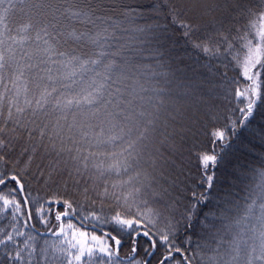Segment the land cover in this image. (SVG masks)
Returning <instances> with one entry per match:
<instances>
[{
  "label": "snow or ice",
  "instance_id": "6c2138e0",
  "mask_svg": "<svg viewBox=\"0 0 264 264\" xmlns=\"http://www.w3.org/2000/svg\"><path fill=\"white\" fill-rule=\"evenodd\" d=\"M27 2L28 21L14 27L13 0H0L7 259L264 264V0ZM208 122L217 125L211 146L193 151ZM253 153L260 167L249 171ZM93 197L125 211L81 218ZM52 205L63 211L47 231L63 239L38 261L34 236L16 246L25 236L17 225L24 217L26 228L33 219L47 226ZM88 221L113 230L90 235L81 230Z\"/></svg>",
  "mask_w": 264,
  "mask_h": 264
},
{
  "label": "trees",
  "instance_id": "16d2710c",
  "mask_svg": "<svg viewBox=\"0 0 264 264\" xmlns=\"http://www.w3.org/2000/svg\"><path fill=\"white\" fill-rule=\"evenodd\" d=\"M130 2H132L133 4H135V3H147L148 0H130ZM13 5H14V7L11 8L10 13H9V17L12 21H14L13 26L19 27L20 25H22L28 21V18L30 15L28 2H27V0H13ZM138 23H143V21H138ZM242 23H244V22H242ZM232 35H235V32H233ZM181 43H183V41H181ZM234 46H235L237 51L240 50L238 42ZM221 52H223V48H221ZM233 54H235V53H233ZM241 55H243V53H241ZM228 59H230V56L228 57ZM227 71H228V75L230 77H234L238 80V85L241 88L246 86L247 81H245L242 78L240 70H238L234 66H229ZM231 103L233 105H236V104H239V101L233 99L231 101ZM240 106H242V105H240ZM216 126L217 125H215L211 122H208L201 127V129L198 133V139L194 142L193 151H199V150H202L205 148H209L211 146L210 133ZM249 163H250L249 171H251V168H259L260 167L259 153H253L252 157L249 160ZM195 167H196V159H195V156H193L192 157V168H193V170H195ZM113 178H115V177H113ZM5 191H7V190L5 189ZM93 199L97 200V203L95 205H92L90 202L85 203L84 208L81 209L80 212H78V215L81 218L83 217V215H86L89 212H93V211L103 215L105 218H110L117 211H120V212L125 211V209L121 206V204H118L117 202L113 201L112 199H105L102 206H101L99 198L93 197ZM46 207H47V205H46ZM56 211H63V208L60 207L59 205H52V214H51V216H49L50 222L47 226L40 223L37 219H33L30 222V226L26 228L23 226L24 217H21V223L17 225V228L19 230L25 232V236L16 237V241H17L16 246L17 247H23L24 246L23 242L27 239V237L28 236H34L35 240L30 241V243H34L36 246L37 260L40 261V257L38 254L40 252V249H42V248H48V250H49L48 254H49V256H51L52 255L51 245L52 244H59L60 241L63 239L62 236H55L52 234V232L47 231V228H52L53 232H55L57 230L59 222H57L54 218ZM205 211H208V209H205ZM234 215L238 217L239 214H234ZM67 222H68V220L65 219L64 223L67 224ZM11 223H12V219H11V213L10 212L5 216L0 217V228H3L5 230V232L12 231V228L10 226ZM72 223L76 224L77 227H80V223L77 222L75 219L72 220ZM85 224L86 225H95V226L103 229L104 232L105 231L110 232L113 230V225H111V224L100 225L94 221H88V222H85ZM31 225H34L35 227L33 228ZM81 230L89 232L90 235L92 233H95L98 236H102L104 233V232H100L97 230L88 229L86 227L81 228ZM234 230H236V229H234ZM115 234L116 233L113 232V235H115ZM0 238H2V234H0ZM230 238H231L230 236L226 237V239H230ZM198 239H199V237H197L195 235L192 237V241H193V243L191 245L192 248H195V242ZM8 247L11 248L12 246L9 245ZM225 247H226V245H225ZM128 250H129L128 247L125 246L124 249L122 250L121 254L123 255ZM0 264H20V262L19 261H9L7 259V257L5 256L4 246H0ZM40 264H44V261H40ZM48 264H50V261L48 262Z\"/></svg>",
  "mask_w": 264,
  "mask_h": 264
},
{
  "label": "water",
  "instance_id": "95a60500",
  "mask_svg": "<svg viewBox=\"0 0 264 264\" xmlns=\"http://www.w3.org/2000/svg\"><path fill=\"white\" fill-rule=\"evenodd\" d=\"M76 221L80 223V221H78V220H76ZM84 227H86V228H88V229H92V230H97V231H100V232H104L103 229H101V228H99V227H97V226H95V225H86V224H85ZM105 232H106V231H105Z\"/></svg>",
  "mask_w": 264,
  "mask_h": 264
}]
</instances>
